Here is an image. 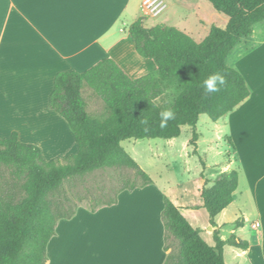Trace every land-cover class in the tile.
<instances>
[{
  "label": "trees",
  "instance_id": "obj_1",
  "mask_svg": "<svg viewBox=\"0 0 264 264\" xmlns=\"http://www.w3.org/2000/svg\"><path fill=\"white\" fill-rule=\"evenodd\" d=\"M209 1L229 21L224 28L211 27L201 42L177 26L148 29L143 17L129 26L128 33L138 54L155 60V73L132 78L112 57L102 58L84 71L57 73L49 105L72 130L78 144L76 154L47 160L38 145L21 142L16 131L0 137V166H6L11 176L6 187L0 188V264H47V246L56 233L58 220L76 213V208L70 212L64 208L68 198L52 197L68 179L123 166L140 176L139 184L123 186L112 200L91 207L93 211L116 203L119 192L125 189L153 183L122 141L175 138L182 134L184 125H190V143L198 154L200 116L206 114L217 121L250 95L245 76L234 67L226 69L224 61L264 21V0ZM213 72L224 73L227 83L219 92L205 94L199 85ZM84 83L111 110L110 117L102 121L89 110V102L82 93ZM167 84H174L179 90L173 99L168 98ZM167 107L175 110L176 118L162 128L158 112ZM237 186L235 170L220 174L212 185L204 177L200 192L215 228L214 246L204 239L201 228L190 223L176 202L165 196V247L168 248L171 238L178 241L177 252L169 254L165 264H228L224 257L226 244L241 250L250 247L248 240L234 233L222 239L216 228V218L233 202ZM235 225L243 226V220L237 219Z\"/></svg>",
  "mask_w": 264,
  "mask_h": 264
},
{
  "label": "crops",
  "instance_id": "obj_2",
  "mask_svg": "<svg viewBox=\"0 0 264 264\" xmlns=\"http://www.w3.org/2000/svg\"><path fill=\"white\" fill-rule=\"evenodd\" d=\"M142 2L0 0V137L16 131L21 142L38 145L43 155L66 149L67 142L73 139L70 127L49 105L55 77L60 71H84L102 58L112 57L132 78L155 73V60L139 55L128 30L120 27V22L136 5L143 7ZM145 15L136 12L137 19L144 18V26ZM160 25L169 26L159 24L151 29ZM258 25H261L259 33L256 31ZM262 25L264 21L231 52L238 49L234 68L245 76L250 95L234 110L214 121V126L208 127L207 136L197 124L198 153L205 139L210 143L221 138L229 140L231 155L221 173L235 170L238 174V186L231 204L236 199L239 201V219L243 220V226L250 215L255 216L252 224L260 223L257 227L251 224L255 236L248 240L250 247L247 250L237 248L239 252H234L248 264H264ZM82 93L90 105L99 108L95 114L97 118L103 121L112 115L87 83ZM226 127L231 130L230 136L225 134ZM203 184L204 179L195 187L196 201L190 199L186 190L180 193L177 201L173 200L189 221L183 208L204 207L200 192ZM151 186L152 183L142 189L125 190L118 195L116 203L94 211L79 206L73 217L59 219L56 233L47 246V264H165L170 253L165 247L166 228L162 217L164 192L154 195L143 192ZM217 218L216 228L226 240L228 237L222 235V225ZM201 229L203 236L204 229ZM214 229L209 227L207 232L213 235ZM231 232L235 234L236 230ZM224 257L226 260L225 250Z\"/></svg>",
  "mask_w": 264,
  "mask_h": 264
},
{
  "label": "rangeland",
  "instance_id": "obj_3",
  "mask_svg": "<svg viewBox=\"0 0 264 264\" xmlns=\"http://www.w3.org/2000/svg\"><path fill=\"white\" fill-rule=\"evenodd\" d=\"M162 4L164 8L157 16L149 13L146 8L140 7V4L139 6L136 5L131 14L125 18V22H120V27L123 26L128 30L129 26L137 20V12L143 15L147 14L145 15V26L148 29L159 24L177 26L182 30H186L196 41L201 42L208 36L211 27L219 26L224 28L229 21V17L217 10L209 0H162ZM260 28L261 25H258L256 30L258 33ZM237 54L238 49H235L231 56L237 58ZM167 88L168 98L173 99L179 91L178 88L174 84H167ZM98 109L94 105L89 107V110L94 114H96ZM213 124L214 121L208 115L203 114L200 117L198 127L207 136L208 127L214 126ZM68 130L73 139H71V142H67L66 149H60L59 152H45V159L64 158L77 153L78 148L74 135L71 129ZM192 136L193 127L184 125L182 134L176 138H132L122 141L123 147L153 180V186L143 192L153 195L164 192V198L168 196L172 200L177 201L180 193L186 190L191 196L190 199L196 201L198 197L195 187L198 186L199 182L205 177V179L210 180L209 185H212L214 180L222 174L221 170L231 155L229 152L231 150L229 140L221 138L217 142L210 143L209 139H205L199 148L200 153L195 154L194 146L189 143ZM10 180L9 169L6 166H0L1 190L6 187L5 182ZM140 182V176L132 168L126 166L103 168L84 176L68 179L65 181L61 191L52 197L55 200L68 198L69 201L65 202L64 205L67 212L75 208L77 210L79 206L90 209L99 203L102 204L112 200L123 186H128L132 183L139 184ZM145 186H139L136 189H142ZM183 209L194 226L204 229V238L210 244H215L214 235L207 232V228L212 226L207 209L203 206L184 207ZM238 209L239 201L236 199L233 204L225 209L224 213L218 216L217 220L222 225V235L229 238L232 235L231 231L235 229V234L239 238L251 241L255 236V231L251 226L255 216L250 215V220L246 222L245 226L237 227L235 222L240 217ZM168 245L170 254L177 252L178 241L176 239L171 238ZM237 250L230 244H226V262L228 264H248L245 258L235 256L234 252H239Z\"/></svg>",
  "mask_w": 264,
  "mask_h": 264
},
{
  "label": "clouds",
  "instance_id": "obj_4",
  "mask_svg": "<svg viewBox=\"0 0 264 264\" xmlns=\"http://www.w3.org/2000/svg\"><path fill=\"white\" fill-rule=\"evenodd\" d=\"M225 66L226 69H230L236 66L237 60L233 58L231 55L225 58ZM227 83L226 75L222 72H213L207 75L206 78L202 80L200 83V87L204 90L205 94L209 93H217L220 91L221 87ZM160 117V127H167L169 121L174 120L176 118L175 110L171 107H167L161 109L158 112ZM142 123H147V121H142ZM225 134L231 135L230 128H225Z\"/></svg>",
  "mask_w": 264,
  "mask_h": 264
},
{
  "label": "built area",
  "instance_id": "obj_5",
  "mask_svg": "<svg viewBox=\"0 0 264 264\" xmlns=\"http://www.w3.org/2000/svg\"><path fill=\"white\" fill-rule=\"evenodd\" d=\"M143 7L146 8L149 13H152L154 16H157L163 10L162 0H143ZM259 222H254L253 227L259 226Z\"/></svg>",
  "mask_w": 264,
  "mask_h": 264
},
{
  "label": "water",
  "instance_id": "obj_6",
  "mask_svg": "<svg viewBox=\"0 0 264 264\" xmlns=\"http://www.w3.org/2000/svg\"><path fill=\"white\" fill-rule=\"evenodd\" d=\"M211 228H212V226H211Z\"/></svg>",
  "mask_w": 264,
  "mask_h": 264
}]
</instances>
